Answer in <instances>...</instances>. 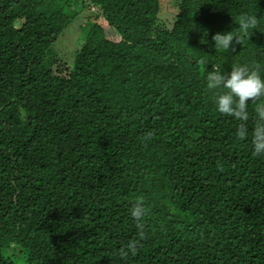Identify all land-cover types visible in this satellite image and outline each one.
Segmentation results:
<instances>
[{
	"label": "trees",
	"instance_id": "1",
	"mask_svg": "<svg viewBox=\"0 0 264 264\" xmlns=\"http://www.w3.org/2000/svg\"><path fill=\"white\" fill-rule=\"evenodd\" d=\"M175 5L168 28L159 0H0V264H264L254 104L237 140L206 86L216 67L264 79V0ZM90 7L68 67L50 47ZM245 13L249 39L216 49ZM137 196L147 239L123 259Z\"/></svg>",
	"mask_w": 264,
	"mask_h": 264
},
{
	"label": "clouds",
	"instance_id": "2",
	"mask_svg": "<svg viewBox=\"0 0 264 264\" xmlns=\"http://www.w3.org/2000/svg\"><path fill=\"white\" fill-rule=\"evenodd\" d=\"M258 23L257 14H242L237 23L239 31L213 34L214 47L224 51L235 50L236 44H241L244 38L249 39L252 30L257 29ZM206 86L209 90H221L215 97L217 111L241 122L236 128L237 140L242 141L249 136L248 105L249 102L254 104L256 118L251 132L252 153L257 157L264 155V79L261 78L259 69L237 65L231 68L230 72L225 73L220 67H216L208 73ZM152 136L153 133L147 132L141 137V141L146 144ZM129 211L135 222L138 238L128 241L119 249L118 255L123 259H127L130 254L135 256L142 246V241L147 239L145 220L150 214V209L146 206L144 198L137 196Z\"/></svg>",
	"mask_w": 264,
	"mask_h": 264
},
{
	"label": "rangeland",
	"instance_id": "3",
	"mask_svg": "<svg viewBox=\"0 0 264 264\" xmlns=\"http://www.w3.org/2000/svg\"><path fill=\"white\" fill-rule=\"evenodd\" d=\"M159 1L160 11L158 13V21L160 24L169 28L177 13L175 0ZM92 10V7H90V9H84L78 17L64 29L50 47V55L58 56L68 67L72 66L76 51L85 39V24L87 20L94 18V12ZM12 242L13 240L10 238L4 240V244L6 245ZM11 259L15 264H27L23 252L11 255Z\"/></svg>",
	"mask_w": 264,
	"mask_h": 264
}]
</instances>
